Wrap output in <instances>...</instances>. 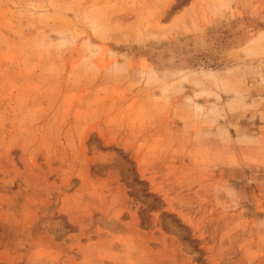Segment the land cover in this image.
I'll use <instances>...</instances> for the list:
<instances>
[{"label": "rangeland", "instance_id": "obj_1", "mask_svg": "<svg viewBox=\"0 0 264 264\" xmlns=\"http://www.w3.org/2000/svg\"><path fill=\"white\" fill-rule=\"evenodd\" d=\"M0 264H264V0H0Z\"/></svg>", "mask_w": 264, "mask_h": 264}]
</instances>
